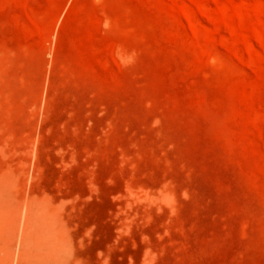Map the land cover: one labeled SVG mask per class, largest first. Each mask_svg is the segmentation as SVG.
Segmentation results:
<instances>
[{
	"label": "rangeland",
	"instance_id": "374dc122",
	"mask_svg": "<svg viewBox=\"0 0 264 264\" xmlns=\"http://www.w3.org/2000/svg\"><path fill=\"white\" fill-rule=\"evenodd\" d=\"M0 264H264V0H0Z\"/></svg>",
	"mask_w": 264,
	"mask_h": 264
}]
</instances>
